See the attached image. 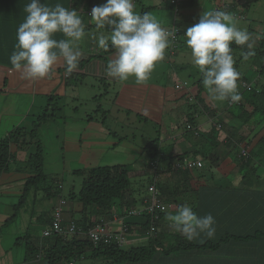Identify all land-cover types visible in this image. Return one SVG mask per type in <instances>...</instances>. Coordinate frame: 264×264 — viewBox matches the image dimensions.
Listing matches in <instances>:
<instances>
[{
	"label": "trees",
	"instance_id": "trees-1",
	"mask_svg": "<svg viewBox=\"0 0 264 264\" xmlns=\"http://www.w3.org/2000/svg\"><path fill=\"white\" fill-rule=\"evenodd\" d=\"M94 1L95 0H70L68 6L70 10L76 9L83 20L87 11L93 7L92 4ZM169 3L172 7L176 6L177 0H169ZM141 8V15L145 12L153 14L158 6L144 4ZM159 12L160 11H157L158 14H154L156 15L155 17L159 15ZM90 26H86L85 30L90 29ZM92 26H96V24H92ZM173 26L174 25H170L165 29L172 30ZM104 29L111 31V27L108 25H106ZM249 30L254 29L249 28ZM180 35L181 28L178 27L175 39H172L168 47L169 55L176 53ZM254 41V44H256L254 47L256 54L250 57L252 59L251 69L253 72L243 75L239 71L240 79L238 84L241 83V86H238V92L242 97L241 101L237 103H229L228 101H226V103L221 102V106L223 105L224 107L215 106L216 109H213L215 113L223 109V114L225 116L221 119H229L228 123H230V128L225 131L227 135L224 139L238 146L234 154L231 155L234 159L233 163L239 166L238 179L242 181L240 184L242 188H234L232 190L243 195L241 192L245 191L243 186L247 185L250 187L247 188L246 191L250 193L251 198H253L252 200L255 201L249 205V209L252 212L251 215H253L251 218H244L242 214L234 215L238 210L237 207L239 203L243 205L242 200L236 196L238 202L230 201L226 205V208L231 209V211L233 209V211L229 213L230 215L233 214V216H231V218L227 217L230 220L226 222L230 226L229 230L218 231L217 238L214 236V238L209 239L206 235L201 234L198 238L189 241L176 231L166 234L163 233L162 223L165 221L168 209L165 212L159 213V217L155 221L152 216L144 213L141 216H130L132 218H137L136 220L129 221L126 217L124 218L125 223L130 228V234H138V236L146 235L150 230V224L153 221L155 222L156 229L154 233L149 234L146 239H138L140 240L138 243H140L137 245H131L127 248L115 242H103L94 245L92 241L74 235L64 236L61 234H53L48 237L49 240L47 243L42 245L31 241L29 238L26 239L25 260L39 261L38 256L41 255L42 260L47 261L49 264L58 261H66L68 264L71 260L79 261L80 263V261L84 259V256H90L103 258L102 264L103 262L106 264H136L140 263V261L150 262L157 259H159V262L165 259L166 264L169 261L168 257L171 255L181 256L182 253H197L202 261H208L204 264H264V174H257L261 163L258 157L261 155V148L264 150V137L261 138L264 136V134H262L264 131V78L262 77L264 76V36H259L258 40ZM231 47L232 54L235 50H240L242 52L248 51L246 45L238 46L234 42ZM102 50L105 55L101 56L90 52L91 55H89L88 58L81 59L78 67H83L86 62L96 57H103L108 62L110 58H108L107 55H111L115 50L112 47H109L107 50ZM240 55V58L243 57L242 53ZM155 70L156 68H154L152 72ZM75 73L76 72L73 71L70 76L72 77ZM150 75H152V73ZM66 78L68 80L70 77L68 76ZM202 79L203 76L201 74L200 78L194 83L196 85L194 94H189L194 100L200 98V95H203L207 91L202 84ZM106 84L109 85L111 83L108 81ZM144 85L148 86L146 83H143V86ZM187 94L188 93H183L181 97L187 96ZM49 99H52V97L50 96ZM47 107L48 106H46V108ZM205 107L208 108V106ZM126 111L127 113H133L131 109ZM47 112L42 116L38 115L36 117L37 120L33 128L14 129L8 134L0 137V174L8 168L9 160L14 157L15 153L11 150V143L16 144L17 149H24L32 144L35 146L28 160L22 162L26 165L27 172L30 173L26 181L24 195L28 193L30 188H36L39 182L46 178L43 146L38 138L37 129L48 117L55 116V112ZM136 116L139 119L149 121L148 117L140 112L136 113ZM188 118L190 122H194L193 115H188ZM222 122H224V120ZM216 123L217 122H213L209 130H205L203 133L199 132L200 136L205 138V140L209 139L211 143L206 141L205 144L201 145V149L191 154L186 151L182 152V150H178L176 148V142H171L162 147L160 138L149 141L144 146L145 157L147 159L146 163L150 169L154 164L157 166L154 173L148 176V183L154 180L157 181V187L163 191L164 187L160 179H163L162 176L172 171L184 173L186 175L193 170L196 172L202 171L205 174L209 172L210 174L213 166H219L224 162L231 164L226 157L222 158L220 162L219 155L217 153L214 154L216 146L220 142V132H224L222 127H218ZM245 140H247L248 143L253 140L254 144L251 145L249 149L246 148V153L243 154L240 144ZM191 156H193V158L196 156L202 157L205 162L204 165L201 168H174V163L176 161L185 157L190 158ZM159 162H161V165L158 164ZM86 171L87 170L76 171L77 174L84 173L86 175L84 176L79 191L75 192L72 190L70 193V199L80 203V209L72 220H75L79 225L85 227L93 226L99 222H104L106 219H111L115 214L117 216H125L127 210L134 207L135 199L132 197L131 190H129L131 182L129 169L126 165H101ZM191 190L195 191L197 195V190ZM163 197L166 203L170 202L164 195ZM246 198H248V194ZM202 199L204 200L202 201ZM195 200H198V203L192 205L193 210L194 212L197 210L199 214L200 209H203L205 204L211 200V195L206 194L204 198L197 196ZM223 219H226V217H222L219 221L222 222ZM240 226L243 228H240ZM247 226L248 228L246 229ZM227 244H234L235 249ZM248 245L252 247L250 250L251 252L247 251L248 253H244L243 247H247Z\"/></svg>",
	"mask_w": 264,
	"mask_h": 264
},
{
	"label": "crops",
	"instance_id": "crops-1",
	"mask_svg": "<svg viewBox=\"0 0 264 264\" xmlns=\"http://www.w3.org/2000/svg\"><path fill=\"white\" fill-rule=\"evenodd\" d=\"M69 1L70 0H40L41 3H44L49 7H54L57 3H59L66 8H69ZM165 1L166 0H161L160 3L153 1L154 4L150 5H164V7L159 12V15L156 17V19L161 23V25L163 24L164 28H166V26L170 23H172L171 25H176L181 28V35L178 38L179 43L176 48V56L181 57L185 61L183 62V65L187 64L186 48L188 50L190 49L186 45V37L184 36V34L188 27L199 22L200 17L204 11L220 10L231 13V11L239 12L244 10L245 8H250L252 6L255 9L259 7V0H177V4H175L176 6L173 7L169 3V0L168 2ZM30 2L31 0H0V137L8 134L14 129H29L27 128V126H21L24 121L27 120L25 116L31 115V112L33 110H38L40 105H43L45 99L50 100V96L53 98L56 95L66 94L67 85L71 86L70 84H73V82L71 83L70 79L74 78V76L76 77L78 74H86L93 76L94 78L98 77L109 82L112 81L119 83L120 85H114L116 86L115 103L118 104L125 111L131 109L132 112L135 114L140 112L146 117H148L149 121L153 120L155 123L159 124L163 123V119H170L169 117H166L165 114L167 110L165 109L169 100L172 104L173 100L176 99L175 97H173L176 95L175 89L174 91L171 89L167 90L165 84L151 79L149 81L144 82L148 84V86L144 85V87L143 83L137 84L135 83L136 81L131 80V78L130 80L128 79L129 81H119L106 76L105 67L109 60L114 59V56L111 57V55L106 54L107 57L110 58L108 62L103 57H96L93 60L90 59L89 62H86L83 67H77V69L74 70L76 73L72 77L70 76V74L66 73L63 59H60L54 67L51 79H23L21 78L19 72L12 71V65L10 63L9 58L12 53L16 50L15 45L18 43L17 30L19 25L23 23L26 18L27 13L24 11V8ZM92 5L93 7H95L94 3ZM168 12L170 13L169 15L167 14ZM256 21V19L253 20V22L248 25V28H256L257 30L258 28H263V26H261L263 25L262 21H260L259 23H257ZM254 23L256 24V26L254 25ZM258 37L259 36H257V38ZM54 38L57 40L67 39L62 33H57ZM253 39L256 40V37L254 36ZM79 48L83 52L84 58H88L89 55H91V53L87 50L82 49L81 47ZM95 53L101 56L105 55V53L103 54V50H98V52ZM169 58L171 60L174 59L172 55H170ZM170 66L174 65H168L169 69ZM155 68L156 70L152 72V77L155 76L157 70H160V72L162 71V73H165L163 70V61L158 62ZM68 76L70 78L67 80L66 77ZM110 85L111 84H109V86ZM168 94H170V96H168ZM26 103H29V105L26 106ZM48 105L49 104H47L46 106ZM87 114L88 113H86V115ZM181 116L186 115L182 114ZM224 116V114H219L220 119L217 121V124H222L221 118H223ZM86 120H90L89 123H91L92 118L89 117V119ZM182 122H185V124L180 122L182 126H178L179 128L174 132L165 133V135H167V138L164 139V141H169V143L176 142V148L178 150H182V152L186 151L191 154L192 152L201 149V145L203 143L201 142L195 144V140L194 142H191V138L188 137L186 133H181V131L187 130V124H191L193 127H196L198 130H200L199 127L201 126V124L198 122V124L195 125L194 122H188L186 119ZM227 122L228 119L225 118L223 124L225 125V123ZM31 123L32 124H30V127L33 128V120L31 121ZM212 124L213 122L211 121V119H208V121H205V127L202 128L204 130H209L212 127ZM82 131H84V134H81V131L78 133V143L65 142L64 135V141L62 140V144L61 146H59L60 152L57 153L59 154V156L63 155L62 160L64 159V152H66L63 151L64 145H71L72 149L68 150V154L74 157L75 155H77V153L80 152L78 150H81L82 148V141L88 140L90 142L89 144H91L95 140L102 139L101 137L103 134L99 137H94L96 136V133H93L92 125L85 126V130L82 129ZM189 132H191V130ZM192 133L195 135L193 131ZM262 134H264V131ZM226 135L227 132H222L221 135H219L220 142L218 146L220 144L226 145L228 147L230 146V153L233 152L234 154L238 146H236L234 143L227 141V139H224ZM57 136L59 137L60 135ZM263 137L264 136H262L261 138ZM38 138H42L39 133ZM60 140L61 139H59L58 142H60ZM163 143V140H161L162 147L164 145ZM242 145L243 144H240L241 149L244 148ZM30 147L32 148L33 146L30 145ZM11 150L15 153L14 157L9 160L8 168L0 174V264H49L47 261H43L42 258L39 259V261L25 260L26 239L29 238L31 241L39 243V245L47 243L49 239L43 238L42 232L43 229L51 223L55 207L58 206L60 203L62 204L64 222L67 224L68 221L72 220L77 214V211L80 209V203L74 200L68 201L63 198L62 195H60L61 189L63 188V184L59 180H54V184L52 185V187H48L47 185L44 186L42 184V181L39 182L38 186L39 188L41 187L42 189H44L45 196L48 197L51 194H56L58 198H56L57 200H55L53 204L49 205V208L47 210L44 208V204L40 202L43 201L44 195H39V197H43L41 200H39L37 193V189H39L38 186L36 188H30L28 193L24 195L26 181L30 173L27 172L25 164H17V155L19 156L18 160L23 159L22 162L26 161L27 159L25 160L24 153H21L23 149H17L16 144L11 143ZM196 157L199 158V156ZM144 158V169L150 173L151 169L149 168V166L146 167L147 159L146 157ZM62 163L64 164V162ZM78 163L80 162L76 158H71L69 167L72 166V164L78 165ZM236 166L237 165L235 164L227 163L223 166H213L210 174L209 172L208 174H205L202 171L196 172L193 170L188 172L187 175L184 173L182 174L176 171H172L171 173L162 176L163 179L161 178L160 180L163 184L164 190L160 191L166 199L172 202V207H167L168 211L166 214H176L179 207L186 203L193 209V204L186 202L190 199V195L196 194L195 191L191 190L193 189L197 190L196 197L201 196V198H204L206 194L211 195V200L205 204L203 209H200L199 214L197 210H195V213H197V215L200 217H204L208 214L213 215L216 221L214 225L216 228V238L218 235V231L221 232L230 229L229 224H227L226 222L230 220L227 217L231 218V216H233V214H229L233 211V209L231 211V209L226 208V205L230 201L238 202L236 196H238L239 199L242 200L243 205H240L239 203V206L237 207L238 210L236 213H234V215L242 214L244 218H251L253 215H251L252 212L249 209V205H251V203L255 201L252 200L253 198H251L250 193H248V198H246L247 194L245 193V191H241L243 195H240L239 192L236 193L234 190H224L222 188L223 184L227 181L228 183L230 181H237L238 168ZM22 170H25L26 172H23ZM76 171L77 170H75L74 172ZM34 189L35 191L31 193ZM184 197H188L189 199L185 201ZM195 199L193 203H198V200L196 201ZM203 200L204 199H202V201ZM38 202L39 206H36ZM224 216L226 217V219H223L222 222H220L219 219ZM118 217L119 216L115 214L111 219H106L104 220V222L111 223V228L115 230V228H119V222H121V218L118 219ZM126 219H129L130 221L136 220L137 218L126 217ZM162 228L163 233L165 234L174 232V230L169 227V222L166 221V219L164 223H162ZM240 228L243 227L240 226ZM247 228L248 226L246 227V229ZM5 237H11V243L3 242V239H5ZM131 237H133L132 239L134 241H136L138 238H141V236L137 235ZM4 243L9 244V247L4 248ZM10 245H13L14 247H20L22 245L24 249L23 256L16 260L13 254L12 247ZM227 245L235 249L234 244ZM251 248V245H248L247 247L244 246V253L251 252ZM168 258V264H204L208 262L202 261L197 253H182L181 256L171 255ZM102 261L103 258L84 256V259L81 260L80 263L79 261L75 262L76 264H102ZM161 262H159V259H157L150 262L140 261V263L136 264H165V259ZM52 264L67 263L66 261H58ZM103 264L106 263L103 262Z\"/></svg>",
	"mask_w": 264,
	"mask_h": 264
},
{
	"label": "rangeland",
	"instance_id": "rangeland-1",
	"mask_svg": "<svg viewBox=\"0 0 264 264\" xmlns=\"http://www.w3.org/2000/svg\"><path fill=\"white\" fill-rule=\"evenodd\" d=\"M153 1L157 3L161 2V0L135 1V11L140 14L142 9L141 6H143L144 4H154ZM106 2L107 0H95L93 3L95 6H101ZM141 2L143 5L141 4ZM165 2H168V0H166ZM258 4L259 7H257L256 9L252 6L250 8H245L244 10L239 12L231 11V14L236 19L237 26L242 29H247L250 34H253L251 35L252 38H254V36L256 37V40H258L257 36H264V0H259ZM163 7L164 5H159L158 8L155 9V13H153L152 15L156 16L154 14H158L157 11H161ZM91 11L92 9L87 11L84 19L82 20L85 27L91 25L89 27L90 29L85 30L86 35L81 41L78 42L77 46L87 50L88 52L95 53L98 52V50H102L98 46L99 35H108L110 31L104 28H98L97 26H92V24L96 23L90 16ZM167 14L169 15L170 13L168 12ZM255 19L257 20V23L262 21L263 25L261 26H263V28H258V30L256 28L254 30H249L248 25H250ZM171 24L172 23L168 24L167 26H170ZM254 25L256 26L255 23ZM161 26L163 27V24ZM93 37H96V39H94ZM255 46L256 44H254V47ZM168 50L169 49L166 50L165 57L162 60L164 64L163 70L165 73L157 70L155 76L152 77L150 75L149 79L147 80L149 81L151 79L162 82L167 87V90L171 89L174 91L175 89L176 95L179 96H173L176 98L175 100H173V105L170 103V100L167 102L165 109L167 111L165 115L170 119H163V123L161 124L155 123L153 120L145 121L144 119H139L135 113H127L118 104H116V86L114 85H120L119 83L110 81L111 85L109 86L106 85V83L108 82L107 80L98 77L94 78L93 76L86 74H78L76 77L71 78L70 80L71 83L73 82V84H70L71 86L67 85L66 94L56 95L50 100L45 99L43 105H40L38 110H33L31 112V115L25 116L27 120L24 121L21 126H27V128L30 129V124H32L31 121L33 120V122L35 123L37 120L36 117L38 115L42 116L47 111V113L52 111L55 112V116L48 117L44 122L41 123L40 126H38L37 129V132L42 136V138L39 140L43 146V152L45 154L44 171L46 173V178L42 181V184L44 186L47 185L48 187H52V185L54 184V180H59L63 184L60 195H62V197L66 200L71 201V191H79L84 180V176L86 175L84 173L77 174L76 172H74L75 170L88 171L93 167L101 165L123 164L126 165L129 169L131 182L129 190H131V193L133 195L132 197L135 199L134 206L136 208H141L143 197L147 194V185L149 184L148 176L151 174L144 169V146L149 141H152L156 138H160L161 140H163V147L166 146L169 141H164V139L167 138V135H165V133L174 132L175 130H177L180 126H182L181 123L185 124V122H182L185 121V119L189 122V118H187L188 115H193L195 125H197L198 122L201 124L199 129L200 132L203 133V131L205 130L202 127H205V121L211 119L212 122H217L220 119L219 114L224 113L223 109H220L218 113H215V111L213 112V109H216L217 106H221V102L211 99L207 91L203 95H200V98L196 100H194L192 96L190 97L189 94H194L195 91V81L201 76L199 68L192 62L191 49L188 50L186 48L187 64L184 65L183 62L185 61L181 57L176 56V53L172 54V57H174V59L171 60L169 58L170 55ZM241 53L242 51L240 50H235L233 52V58L235 61L234 67L243 75L253 72V70L251 69L252 59L249 58V60L247 61L243 60V57L240 58ZM112 56H114V58L116 57L115 51L111 53V57ZM170 64H173L174 66H170L169 69L168 65ZM262 77L264 78V76ZM131 80H135V77L131 78ZM185 80L187 84L183 85L182 83ZM176 83H181L182 88H176ZM238 86H241V83L238 84ZM183 93L188 94L187 96L181 97ZM168 96H170V94H168ZM223 103H226V101H224ZM47 104L49 105L46 108ZM28 105L29 103H26V106ZM205 106H208V108H206ZM221 107L224 106L222 105ZM86 113L88 114L86 115ZM182 114H185L186 116H181ZM89 117L92 118L91 123H89L90 120H86L89 119ZM223 120L224 119L221 120V123H223ZM90 125H92L93 133H96V136L94 137H99L103 134L101 137L102 139L95 140L91 144H89L90 142L88 140L82 141V148L81 150L77 149L80 152L77 153V155H75L74 157L68 154V150L72 149L71 145L63 144V151L66 152H64V159L62 160L63 155L59 156V154L57 153L60 152L59 146H61L62 140L64 141V135L65 142L78 143V133L81 131V134H84V131H82V129L85 130V126ZM229 128L230 123L227 122L225 123V125L223 124L222 130L225 132ZM181 133H186L187 136L191 138V142H194L195 140V144L201 142L205 144L206 141H208V143H211L209 139L205 140V138L200 136V134L194 135L192 131L186 132L185 130H182ZM57 135L60 136L58 137ZM59 139H61L60 142H58ZM241 144H243L242 146L244 148L249 149L250 146L254 144V141L252 140L250 143H248V141L245 140ZM32 146V148L28 146L24 148L23 151H21V153H24L25 160H28L29 155L34 151L35 147L33 144ZM230 149V146L228 147L226 145L220 144L219 146H216L214 154L217 153L219 155L220 162L222 158L226 157L231 162V164H234V159L231 155L233 154V152L230 153ZM261 151V155L258 157L261 163L259 165V172L257 174H264L263 148H261ZM18 157L19 156L17 155V164H23V159L18 160ZM71 158H76L80 163H78V165L72 164V166L69 167ZM199 158L202 159V157ZM62 162H64V164ZM158 164L161 165V162H159ZM223 165H226V163L224 162L223 164H221V166ZM147 166L148 165L146 163V167ZM236 167L239 170V166ZM22 171L24 172L25 170ZM241 182V179H237V181H230L229 183L227 181L223 184L222 188L224 190H232L234 188L239 189L241 187ZM243 187L245 193L248 194L246 189L250 187H248L247 185H244ZM34 191L35 189L31 193H33ZM37 193L39 197V195H44L45 191L40 187L39 189H37ZM189 197L190 199L188 197H184L185 201L189 199L188 201H186L189 203H192L194 199L197 198L196 194L190 195ZM42 198L43 197L40 196L39 200H41ZM56 198V194H51L48 197L44 195L43 201L40 202L44 204V208L47 210L49 208V205L53 204L55 200L58 199ZM192 204L195 205L196 203ZM171 205L172 202L170 201L168 203V208H171ZM36 206H39V202ZM115 229H118V227ZM10 238L11 237H5V239H3V242L11 243ZM132 238L133 237H129V239ZM138 241L140 240L137 239L136 241H126L123 245L125 248H127L131 245L139 244L140 242L138 243ZM7 243L3 244L4 248L9 247V244ZM10 246L12 247L13 254L16 260L23 256L24 249L22 245L20 247H14L13 245Z\"/></svg>",
	"mask_w": 264,
	"mask_h": 264
},
{
	"label": "clouds",
	"instance_id": "clouds-1",
	"mask_svg": "<svg viewBox=\"0 0 264 264\" xmlns=\"http://www.w3.org/2000/svg\"><path fill=\"white\" fill-rule=\"evenodd\" d=\"M24 11L27 15L17 30L16 50L9 58L12 71L19 72L23 79H51L60 59H63L67 74L76 70L84 58L77 45L86 35L78 11L59 3L49 7L40 0H31ZM90 16L98 28L111 27L108 35H99L98 46L104 50L111 46L115 50L116 57L107 63L105 74L119 81L130 77H135L137 84L147 81L157 63L164 59L175 36L174 32L163 28L152 13L138 14L134 0H107L105 4L93 7ZM57 33L67 39H55ZM184 36L191 49L192 62L199 68L202 84L210 98L229 103L241 101L238 92L240 72L234 67L231 45L233 42L238 46L246 45L248 51L242 52L245 61L254 56L255 41L247 29L239 28L229 12L204 11L199 22L188 27ZM217 126L222 127V124ZM190 130L194 132L188 128L186 132ZM199 132L197 129L194 133L198 135ZM165 219L170 228L189 241L201 234L211 239L216 233L213 215L200 217L187 204L180 206L176 214H166Z\"/></svg>",
	"mask_w": 264,
	"mask_h": 264
},
{
	"label": "built area",
	"instance_id": "built-area-1",
	"mask_svg": "<svg viewBox=\"0 0 264 264\" xmlns=\"http://www.w3.org/2000/svg\"><path fill=\"white\" fill-rule=\"evenodd\" d=\"M170 32H174L175 36L178 31V26L174 25L172 30H167ZM174 36V39H175ZM186 85V82L184 83ZM177 88H181V84L176 85ZM220 126V124H219ZM188 129L194 130L197 133V129L192 125H187ZM242 153H246V149H241ZM204 165L203 159L201 158H188L185 157L179 161L174 163V168H201ZM156 164L151 166L150 173H154L156 170ZM167 203L164 201V197L160 192V189L157 187V181L150 182L147 185V194L143 197V202L141 208L131 207L127 210L125 216H119L118 219L121 218V222H119L118 229H112L109 222H99L93 226H82L79 225L75 220H70L66 224L64 222L63 216V206L60 203L58 206L55 207L53 212V218L51 224L46 226L43 229L42 237L48 238L53 234H61L64 236L74 235L76 237L85 238L93 242L94 245L98 243H110L115 242L119 245H123L126 241H132L133 239H129L131 236H138V234H130V228L125 223L124 218L130 216H141L144 213L149 214L154 218V221L159 217V213L165 212L167 210ZM152 222L150 225V230L146 233V235H141V238L146 239L149 234L154 233L156 226L155 222ZM128 236V237H126ZM140 236V235H139ZM138 238V239H141ZM41 245V244H40ZM41 258V255L38 256ZM68 264H76L74 260L68 262Z\"/></svg>",
	"mask_w": 264,
	"mask_h": 264
},
{
	"label": "bare ground",
	"instance_id": "bare-ground-1",
	"mask_svg": "<svg viewBox=\"0 0 264 264\" xmlns=\"http://www.w3.org/2000/svg\"><path fill=\"white\" fill-rule=\"evenodd\" d=\"M110 221V220H109Z\"/></svg>",
	"mask_w": 264,
	"mask_h": 264
}]
</instances>
